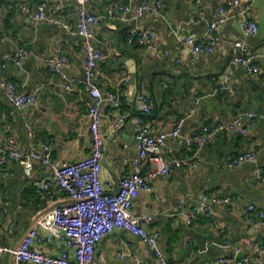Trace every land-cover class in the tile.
I'll list each match as a JSON object with an SVG mask.
<instances>
[{"label": "crops", "instance_id": "1", "mask_svg": "<svg viewBox=\"0 0 264 264\" xmlns=\"http://www.w3.org/2000/svg\"><path fill=\"white\" fill-rule=\"evenodd\" d=\"M44 1L48 2L49 13L69 28L31 18ZM146 1L153 0H135L124 19L116 12V5L127 0H90L86 5L88 12L103 17L94 27L93 39L105 56L96 81L103 96L100 129L106 139L102 181L107 192L115 193L120 178L131 172L138 117L145 118L157 132H165L180 117L193 113L184 128L188 137L203 125L230 120L239 112L255 113L257 127L249 134H220L203 149L196 168L175 169L166 177L150 181L151 190L143 191L133 208L137 216L153 217L146 228L160 233V246L172 264H207L222 255L232 259L229 264H237L236 259L248 256L255 245L264 244V221L253 225L241 215L250 204L264 211V181L258 175V170L264 174V0H241L239 7L229 8L227 21L214 31L221 42L213 52L200 54L197 61H192V51L184 40H207L212 15L226 0H160L165 5L164 16L138 20L136 7ZM248 5L252 7L251 18L259 25V32L250 36L240 24V11ZM79 6V0H0V81H13L24 92L37 94V105L20 111L0 86V141L14 136L23 154L51 141L53 160L58 164L83 160L91 151L89 109L94 98L82 84L85 54L83 38L77 34ZM137 27L156 33L155 50L127 43ZM237 40L246 43L260 73L248 75L243 67L231 65V43ZM20 47L28 49L31 57L18 67L11 59ZM60 47L71 66L53 73L45 59ZM128 61H133L136 68L134 95ZM224 84L237 93H216ZM141 92L151 98V116L143 113L141 104L129 102ZM109 93L118 95L120 109L108 100ZM122 112L128 117L116 128ZM250 152L255 154L254 159L241 166L224 167ZM165 153L192 154L186 145L175 142L169 143ZM151 166L146 164V168ZM50 177L39 163L29 177L16 160L0 169V199L8 208L0 217V237L7 247L20 243L38 214L69 202L66 194L55 189L46 197L40 192L41 184ZM216 197H228L231 202L217 204L213 202ZM184 203H206L210 213L199 215L189 224L183 215ZM36 246L48 255L66 249L58 241ZM96 259V264H159L138 236L120 230L97 243ZM0 264L16 263L11 255H5Z\"/></svg>", "mask_w": 264, "mask_h": 264}, {"label": "built area", "instance_id": "2", "mask_svg": "<svg viewBox=\"0 0 264 264\" xmlns=\"http://www.w3.org/2000/svg\"><path fill=\"white\" fill-rule=\"evenodd\" d=\"M90 0H79L77 10V34L83 38V51L85 54L84 73L82 84L94 98L89 109L91 119L90 138L91 151L83 160L74 163L58 164L53 160V143L51 141L41 143L40 147H33L30 152L23 154L20 151L16 138L12 135L4 137L0 141V169L12 160L23 164L25 174L29 177L34 171L35 163H39L45 170L51 173V177L40 186V192L46 197L53 189L68 196L69 202L57 206L35 220L34 226L27 232L21 242L14 248L4 245L0 237V258L11 255L16 264H96V245L103 237L115 230L127 231L138 236L148 247L149 253L155 257L159 264H172L166 257L160 246V233L149 231L146 228L153 217L137 216L134 214V201L143 191H150V181L166 177L173 170L179 168H196L201 161L203 149L213 143L220 134L244 136L257 127V115L253 112H239L232 119L217 122L211 125H203L192 135L186 137L184 128L193 113L180 117L175 126L165 132H157L146 123L145 118L138 117L134 123V141L136 155L131 161V172L120 178L119 192L114 194L107 192L102 181V165L105 152L106 139L101 133L102 117L100 107L103 96L96 83L98 74L105 60L103 53L94 46V27L99 26L102 16L87 11L86 5ZM135 0H127L125 4L116 5V12L122 13L124 19L132 11ZM241 0H226L225 5L217 8L211 19L207 40L186 37L185 46L192 51V61H197L198 56L203 53H211L221 39L214 31L227 21L228 9L237 8ZM251 5L240 11V24L243 32L254 35L259 32L258 23L251 18ZM48 2L44 1L38 5L31 18L36 21H47L54 25H62L69 28L54 13H49ZM165 5L160 0L146 1L136 7L135 18L138 20L146 16H164ZM129 45H141L149 50L157 48L156 33L141 29L139 27L130 32L127 38ZM233 57L232 66H241L248 75H256L261 72L258 65L254 63L246 43L237 40L231 43ZM168 55V54H167ZM31 57L28 49L20 47L12 57L15 66L21 67L24 61ZM178 56L176 62H180ZM51 72H61L71 66V61L62 48L45 59ZM0 86L6 90L10 103L18 110L25 111L37 105V94L24 92L19 85L13 81H0ZM70 87V86H67ZM237 91L228 85H221L216 93ZM108 100L113 103L115 109H120L122 102L118 95L109 93ZM130 104L139 103L143 113L151 116L153 105L151 98L141 92L129 99ZM128 115L121 113L115 124L120 128ZM175 142L186 145L192 154H180L168 156L165 149L169 143ZM255 158L250 152L247 155L236 158L225 163L224 167L233 168ZM146 164L152 166L146 168ZM258 175L264 181L262 170ZM49 203V201L47 200ZM214 203L229 204L230 198H214ZM8 211L6 202L0 199V217ZM210 207L206 203L189 206L183 204V215L189 224H192L199 215H209ZM242 217L253 225H260L264 221V211L257 209L255 204L247 205L242 209ZM43 231V234H40ZM51 241L61 242L65 246L58 255H48L36 246L37 243ZM264 244H257L253 251L242 259H236L237 264H264ZM121 258L124 255L120 256ZM232 259L222 255L207 264H229Z\"/></svg>", "mask_w": 264, "mask_h": 264}, {"label": "water", "instance_id": "3", "mask_svg": "<svg viewBox=\"0 0 264 264\" xmlns=\"http://www.w3.org/2000/svg\"><path fill=\"white\" fill-rule=\"evenodd\" d=\"M127 65L130 66V71L132 73L131 87H132V95H134L135 94V91H136V72H135L136 71V68H135V64L133 63V61H128ZM118 192H119V185H118L117 191L114 194H118ZM53 208H55V207H50V208L45 209L43 212H41L40 214L37 215V217L35 218V220H37L43 214H45L46 212L52 210ZM35 220L29 226L28 230L25 232V234L23 235V237L20 239V242L24 238V236L27 234V232L34 226Z\"/></svg>", "mask_w": 264, "mask_h": 264}]
</instances>
